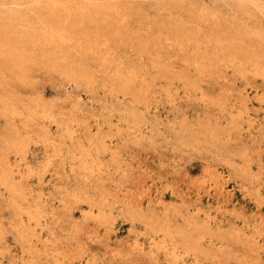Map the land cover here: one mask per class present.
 Returning a JSON list of instances; mask_svg holds the SVG:
<instances>
[{"label": "rangeland", "instance_id": "rangeland-1", "mask_svg": "<svg viewBox=\"0 0 264 264\" xmlns=\"http://www.w3.org/2000/svg\"><path fill=\"white\" fill-rule=\"evenodd\" d=\"M194 1L206 4L218 0ZM150 3L155 5L156 0L145 4L154 10ZM34 37L42 39L45 35L39 30ZM70 49L74 59H84L79 50ZM239 49L243 46L239 45ZM31 50L33 53L36 50V53L40 50L46 55L50 53L47 47ZM13 67V63L2 66L0 79L15 77L14 71L20 74V69ZM60 67L49 65L42 58L28 65L22 72L27 75L29 84L13 82L18 84L17 100L31 105V99L35 97V111L40 114L46 110V115L51 111L55 117H43L49 125L43 128L55 135L62 129L55 118H65L71 109H79L91 127L77 126L78 135H85L90 130L104 133L111 148L100 157L109 167L104 166L105 170L90 177L89 181L81 179L78 171L71 168L72 157L66 152L71 146L69 141L64 142L61 155H53L38 138L43 133L41 126L31 131L36 141H29L27 153H24L20 147L23 136L20 127L9 121L0 105V173L10 171L17 181L23 179L26 199H29L19 203L25 202L28 208L39 202L45 209L55 210L60 215V208L65 206L60 202L61 196L65 198V194L78 184L96 198H100L97 192L103 191L114 205L109 206V217L101 221L91 214L88 202L67 197L66 208L70 211L65 218L61 214L62 220H59L58 216L48 212L37 221L20 209L25 204L15 205L11 192L0 184V264H55L56 258L52 257L58 250L60 264H264L263 77L253 71H247L243 77L240 68L223 65V68L217 67L219 79V76L197 77L181 82L165 78L150 84H130L129 92H136L141 100L137 104L139 112L144 118L160 123L157 127L160 134L152 136L150 125H136L127 118L126 109L135 102L131 93L112 92L111 87L100 85L88 91L83 85H75L72 102L65 100L57 91L68 82L62 72L64 68ZM178 69L175 71H188L183 67ZM97 79L103 81L104 78L98 76ZM20 102L15 103L20 107ZM147 103L149 108H146ZM221 104L230 105L241 113V117L237 127H232L225 119L226 132L220 142L213 145L207 142L203 138V129L198 143L193 145L183 143L177 137V129L183 128L186 134L193 128L199 130L201 127H197V123L205 121L206 116L216 112ZM170 124L176 127H168ZM113 148L120 156L117 162L112 156ZM49 157H52L51 163L47 162ZM114 166L119 167L117 171L112 169ZM126 207L149 221L169 222L173 228L183 227L187 218L195 217L199 223L207 224L208 230L227 233L228 241L222 244L215 237L200 240L197 243L200 251L209 249L211 255L203 251L198 254L182 252L179 260L173 262L164 251H158L152 259L148 254L152 244L151 237L145 232L148 229L146 222H132L123 213ZM73 225L77 229L75 239L68 237V230ZM255 230L261 234L252 240L249 238L250 243L243 240L244 235ZM51 235L56 236V242ZM155 237L159 240L163 233L158 232ZM136 243L145 250L135 248Z\"/></svg>", "mask_w": 264, "mask_h": 264}, {"label": "bare ground", "instance_id": "bare-ground-1", "mask_svg": "<svg viewBox=\"0 0 264 264\" xmlns=\"http://www.w3.org/2000/svg\"><path fill=\"white\" fill-rule=\"evenodd\" d=\"M147 2L151 0H0V68L13 63L20 69V74L14 71L15 77L0 79V105L9 121L20 127L23 135L20 143L21 151L27 153L28 142L36 141L31 131L34 127L41 126L43 133L38 138L51 149L53 155H61L64 152V142L69 141L71 146L66 152L72 157L71 168L78 171L81 179L89 181L90 177L100 174L104 166L109 167L101 159L102 154L111 148L106 143L104 133L100 134L97 131L93 133L90 130L85 135H78L77 126H84L82 129L91 127L90 122L82 118L79 109H71L72 111H68L65 118H55L56 123L62 127L61 133L55 135L43 128L49 126L43 117H55L51 111L47 115L46 110L41 111L40 114L35 111V97L31 99V105L17 100L19 95L16 93V85L18 84L13 82L28 85L27 75L22 71L41 58L49 65L58 64L64 68L62 72L68 82L63 89L57 88V91L70 102H72V88L75 85H83L88 91L100 85L102 88L111 87L112 92L131 93L135 102L126 109L127 118L136 125H150L152 136L160 134L157 130L160 123L153 122L155 120L152 118L150 119L153 121L144 118L139 112L137 104L141 100L138 99L136 92H129L130 84H150L165 78H173L181 82L197 77L210 79L219 76V79L221 75L217 74V67L223 65L240 68L243 77L246 76L247 71H253L264 78V0H218L206 4L194 0H156L155 5L150 3L154 10L145 6ZM205 20H211L209 26L204 23ZM39 30L45 35L42 39L34 37ZM239 45H242L243 49H239ZM35 47L38 50L50 48V53L46 55L40 53L41 50L33 53L31 49ZM72 47L79 50L84 55V59H74L70 49ZM173 51L178 53L174 54ZM181 67L188 71H175ZM98 76L103 77V81L97 79ZM15 102H20V107ZM92 104L94 105L93 102ZM146 108H149L148 103ZM240 114L230 105L221 104L216 112L206 116L205 121L197 123L196 126L201 127L199 130L193 128L190 134H186L183 128L175 129L176 135L183 143L193 145L198 143L199 134L202 133L200 131L203 129L205 133L203 138L213 145L220 142L226 132L225 119H228L232 127H237ZM168 127L176 126L170 124ZM115 149L113 148L115 153L112 151L114 153L112 156L116 161L111 157L117 162L119 155ZM48 159L47 162L51 163L52 157ZM1 164L5 166L4 163ZM7 164L9 166L8 161ZM114 168L117 171L119 167H112L113 170ZM9 172L0 173V184L11 192L17 203L15 205L19 207L25 204V202L20 204L19 201L29 199H26L27 189L21 182L23 179L17 181ZM97 193L100 198L94 197L78 184L76 188L65 194L67 195L65 198L71 197L88 202L91 214L97 220L104 221L111 214L109 206H113L114 203L110 202L103 191ZM65 198L62 196L60 198V202L65 204L62 209L60 208V215L55 210L51 212L45 209V205L37 201L34 206L28 208L25 204L26 206H20V209L37 221L48 212L62 220V216L65 218L67 211H70L68 207L66 208ZM123 213L132 222L135 220L146 222L148 229L145 232L151 237L152 244L148 254L152 259H155L158 251H164L173 262L179 260L182 252L198 254L203 251L211 255L212 251L210 252L209 249L200 251V246H197L200 240L215 237L222 244L228 241L227 233L220 234L208 230V225L199 223L195 217L187 218L183 227L173 228L169 222L149 221L148 218L135 214L128 207ZM74 225L68 230L69 236L67 234L65 237H74L77 233ZM258 231L244 235L246 237L243 240L250 243L256 235L261 234ZM158 232L163 233V237L159 240L155 237ZM52 233L56 234V231ZM51 237L54 241L57 239L56 236L51 235ZM134 246L139 250H145L140 243ZM58 252L59 250L57 253L55 251L52 257V259L56 258L55 264H60Z\"/></svg>", "mask_w": 264, "mask_h": 264}]
</instances>
